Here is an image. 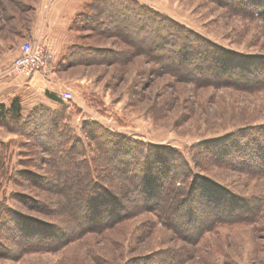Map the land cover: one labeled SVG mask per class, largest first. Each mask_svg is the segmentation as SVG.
<instances>
[{"label":"rangeland","instance_id":"obj_1","mask_svg":"<svg viewBox=\"0 0 264 264\" xmlns=\"http://www.w3.org/2000/svg\"><path fill=\"white\" fill-rule=\"evenodd\" d=\"M54 1L0 0V86H18V93L9 94L3 103L9 105L17 97L22 106L21 120L0 122V264H264V175L252 176L213 161L198 166L191 159L197 146L224 140L245 128L264 129V90L196 86L174 78L142 54H122L128 49L126 41L80 27L88 20L85 6L92 0L74 10L66 24L54 30L53 43L46 44L54 56L50 69L58 82L51 85L59 100L49 98L41 88L23 89V81L18 79L32 74L19 73L11 62L20 53L22 42H42L39 38L47 31ZM128 1L131 7L167 15L237 55L259 57L254 60L264 65V16L258 8L247 5L239 9L242 14L217 0ZM38 19L41 34L27 38L29 27ZM137 37L134 34L133 40ZM85 46L102 52L103 60L70 63L93 58V52H82ZM105 55L112 60H104ZM164 58L169 68L184 71L167 55ZM252 82L241 81L243 85ZM66 90L71 91L68 99L61 96ZM108 131L120 134L129 146L142 142L144 146L174 147L189 161L186 181L202 175L212 185L250 198L254 209L249 221L218 224L197 243L178 237L151 212L101 232L74 235L80 220L73 214L78 209H64L57 193L68 179V193L81 187L60 167L68 158H56L59 154L44 152V146L51 145L54 151L57 143L72 146L77 160L92 165L98 152L91 134L107 138ZM219 148L229 150L226 144ZM60 149V154L66 152ZM92 173L103 174L100 170ZM83 174L84 168H80L73 174L74 180ZM115 189L123 194L122 189ZM40 246L46 250L36 249Z\"/></svg>","mask_w":264,"mask_h":264},{"label":"trees","instance_id":"obj_2","mask_svg":"<svg viewBox=\"0 0 264 264\" xmlns=\"http://www.w3.org/2000/svg\"><path fill=\"white\" fill-rule=\"evenodd\" d=\"M126 1L92 0L87 4L88 7L85 6L89 12H86L88 20L80 27L99 36H114L126 41L128 49L122 54H142L159 63L162 70L169 71L178 80L191 81L196 86L212 84L229 85L250 92L264 90V81L258 82L264 79V65L262 61H257L259 57L237 55L167 15L131 7ZM217 1L226 8H234L236 13L243 14L244 11L239 9L247 5L258 8L264 16V0ZM236 1L241 3V7ZM134 34L138 35L136 41L133 40ZM147 39L153 42H147ZM168 45L175 47L169 48ZM82 50L83 53L93 52V58L84 57L70 63L103 60L100 57L104 55H99L103 53L93 47L85 46ZM166 55L184 71L165 65ZM104 60L112 58L105 55ZM258 66H262V69ZM200 74L211 76L212 79L204 80ZM244 79L255 82L243 85L241 81ZM45 93L49 98L59 100L54 93L47 90ZM7 119H22V106L17 97H13L9 105L0 102V122L5 123ZM101 135L96 133L97 137H94L95 134H91L98 152L97 157L91 159L92 165L88 161L77 160L76 154L70 149L72 146L57 143L55 151L51 145L44 146V152L59 154L56 158H68L60 167L81 187L78 191L68 193L71 182L68 179L61 184L57 193L64 209H78L73 214L80 220L74 235L101 232L131 217L151 212L164 226L173 228L178 237L189 243H197L206 231L215 229L218 224L249 221L248 216L254 209L250 198L212 185L202 175H192L190 181H186L184 176L190 175L186 171L190 169L189 161L174 147L144 146L142 142L129 146L120 134L108 131L107 138L114 137L111 141ZM240 136L245 142L241 141ZM220 144H226L229 150L222 152ZM60 148L66 152L60 154ZM191 159L198 166L213 161L252 176L264 175V129L259 126L245 128L224 140L197 146ZM80 168H84V178L80 176L81 179L77 177L74 180L73 174ZM93 170H100L103 174L94 175ZM114 187L122 189L123 194L117 193ZM205 216L207 219H204ZM36 249L46 250L42 246Z\"/></svg>","mask_w":264,"mask_h":264},{"label":"crops","instance_id":"obj_3","mask_svg":"<svg viewBox=\"0 0 264 264\" xmlns=\"http://www.w3.org/2000/svg\"><path fill=\"white\" fill-rule=\"evenodd\" d=\"M71 2V5H70ZM85 0H55L52 2V5L50 7V12L48 15V18L46 20L47 25V31L44 32V37H40L39 39L45 43L51 45L52 39L51 37L56 38V34L54 33V30L57 27L63 26L66 24V22L69 20L68 17L74 13V10H79L80 7L85 3ZM66 17V18H65ZM38 20H36L28 29V33H26L27 38H35L39 34H41V31L37 29L38 27ZM23 29V28H21ZM18 33L24 35V31H18ZM21 36V35H20ZM19 81H23V89H30L32 87H35L37 89H43V93L45 94L46 90L50 91L55 94V88L51 85V82L58 80L52 73V70L49 69L47 74H44L42 72H34L30 77H23L18 79ZM50 84L52 87H48L47 85ZM18 87V86H17ZM17 87L14 85H8L7 87H1L0 86V102H6L8 99L7 96L9 94L14 95V93H18L16 90ZM56 95V94H55ZM11 96V95H10Z\"/></svg>","mask_w":264,"mask_h":264},{"label":"built area","instance_id":"obj_4","mask_svg":"<svg viewBox=\"0 0 264 264\" xmlns=\"http://www.w3.org/2000/svg\"><path fill=\"white\" fill-rule=\"evenodd\" d=\"M19 49L20 53L11 62V66L19 73L28 76L37 71L48 73L54 56L46 44L33 39L22 42ZM61 96L68 99L71 97V91L66 90Z\"/></svg>","mask_w":264,"mask_h":264}]
</instances>
